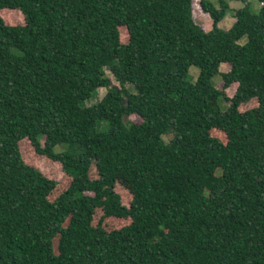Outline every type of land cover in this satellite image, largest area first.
Returning a JSON list of instances; mask_svg holds the SVG:
<instances>
[{
	"label": "trees",
	"instance_id": "obj_1",
	"mask_svg": "<svg viewBox=\"0 0 264 264\" xmlns=\"http://www.w3.org/2000/svg\"><path fill=\"white\" fill-rule=\"evenodd\" d=\"M260 2L0 0V264H264Z\"/></svg>",
	"mask_w": 264,
	"mask_h": 264
},
{
	"label": "rangeland",
	"instance_id": "obj_2",
	"mask_svg": "<svg viewBox=\"0 0 264 264\" xmlns=\"http://www.w3.org/2000/svg\"><path fill=\"white\" fill-rule=\"evenodd\" d=\"M216 6H219V0H211ZM227 2L230 5V10L227 12L226 16L224 17V19L220 22V26L223 27L224 29H228L236 20L235 18V11L242 7L243 5H245L246 3H249L251 9L253 12H258L260 10L261 7V2L260 0H227ZM193 8H194V17L195 20L201 24H204L205 27L207 29H211L212 27V19L210 18L209 15L204 14L202 8H201V4H200V0H193ZM5 15L8 16V18H10L9 20H7L10 23H18L21 22V15L19 12L17 11H7V13H5ZM227 68L226 64H222L221 65V70L225 71ZM107 73L113 77V74L111 73L110 69L107 68ZM199 74V68L197 66H191L187 75V79L191 82H195L197 80ZM217 77H215L214 79H216ZM221 76H219L217 78L216 83L218 84L221 81ZM107 89L105 87H100L99 89H97L94 93V96L89 99L86 104L87 105H92L95 104L96 102L100 101L103 96L106 94ZM226 105V104H225ZM132 118L136 121H139L140 118L137 115H132ZM100 130H104L106 129V123L103 122L99 128ZM56 168L55 167H51V169L49 170V172H51L52 175H54V177L56 178H61L62 174L55 172Z\"/></svg>",
	"mask_w": 264,
	"mask_h": 264
},
{
	"label": "crops",
	"instance_id": "obj_3",
	"mask_svg": "<svg viewBox=\"0 0 264 264\" xmlns=\"http://www.w3.org/2000/svg\"><path fill=\"white\" fill-rule=\"evenodd\" d=\"M231 26H232V25H231ZM231 26H230V27H231ZM230 27H229V28H230Z\"/></svg>",
	"mask_w": 264,
	"mask_h": 264
}]
</instances>
